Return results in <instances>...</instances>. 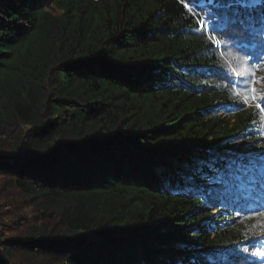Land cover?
<instances>
[{"label": "trees", "instance_id": "obj_1", "mask_svg": "<svg viewBox=\"0 0 264 264\" xmlns=\"http://www.w3.org/2000/svg\"><path fill=\"white\" fill-rule=\"evenodd\" d=\"M227 2L0 0V264H264V174L186 179L264 154V0Z\"/></svg>", "mask_w": 264, "mask_h": 264}, {"label": "snow or ice", "instance_id": "obj_2", "mask_svg": "<svg viewBox=\"0 0 264 264\" xmlns=\"http://www.w3.org/2000/svg\"><path fill=\"white\" fill-rule=\"evenodd\" d=\"M184 3V0H181ZM191 0H188L187 3H184V7L189 9V11H193L192 8L189 7ZM221 7L225 10H230L234 16L237 17V20L234 23H239L243 25L244 21L239 19L243 14L247 13L249 17L256 14V10L260 7V0H228L226 5H221ZM260 15H264V8L260 9ZM200 24L202 26H207V22L205 19L200 20ZM215 32V30L213 29ZM240 32H244L246 34V30L244 28L239 29ZM261 32L264 33V29H261ZM217 36L223 35L222 33H216ZM228 39V38H226ZM245 61H249L250 57H245ZM258 62L261 61V58H257ZM259 64L252 65V75L254 77L255 71ZM255 83V80H253ZM248 91L252 93L256 92L255 88H249L248 85H245V93L243 102L247 103L250 99L257 100L255 95L249 96ZM264 102V101H261ZM257 107H260V104L257 103ZM207 169V171H205ZM260 172L264 174V154H261L259 158L249 157L246 160L243 159H227V158H219L212 159L210 161L204 162V165L197 169L192 175L188 176L186 179L190 182H195L197 180L202 181L208 187L204 189L203 195L211 194V186L215 184H220L226 182L230 178L240 179L239 173H243L248 177V182L251 185H255V173ZM264 191V189H262ZM264 214V213H257ZM254 255H259L264 257V250H257V252L253 253Z\"/></svg>", "mask_w": 264, "mask_h": 264}, {"label": "rangeland", "instance_id": "obj_3", "mask_svg": "<svg viewBox=\"0 0 264 264\" xmlns=\"http://www.w3.org/2000/svg\"><path fill=\"white\" fill-rule=\"evenodd\" d=\"M213 40L215 44L219 45V42L216 38L213 37ZM227 62L236 73L237 70L234 68L235 65L229 60H227ZM18 199L19 198L15 188H13L10 183H8V180L2 178L0 175V203H4L3 206L6 209L4 211L2 210V213L0 212V234L2 238L17 234V232L21 230L19 225L21 221L16 223L12 222L13 213L20 211L22 214H25L28 217L31 215V210L24 208L23 205L19 204Z\"/></svg>", "mask_w": 264, "mask_h": 264}]
</instances>
